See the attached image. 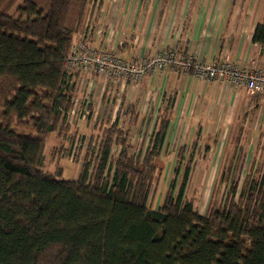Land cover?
Returning <instances> with one entry per match:
<instances>
[{"label": "trees", "instance_id": "1", "mask_svg": "<svg viewBox=\"0 0 264 264\" xmlns=\"http://www.w3.org/2000/svg\"><path fill=\"white\" fill-rule=\"evenodd\" d=\"M95 1L0 0V264H264V170L201 216L185 198L187 165L148 207L172 97L142 157L127 153L118 110L76 180L43 170L46 142L69 132L78 72L64 62ZM251 42L264 51V20ZM230 177L227 168L221 180Z\"/></svg>", "mask_w": 264, "mask_h": 264}, {"label": "crops", "instance_id": "2", "mask_svg": "<svg viewBox=\"0 0 264 264\" xmlns=\"http://www.w3.org/2000/svg\"><path fill=\"white\" fill-rule=\"evenodd\" d=\"M153 1L147 3L152 6H104L101 1L100 5L93 7L90 16L75 34L73 43L81 32L91 27L92 48L110 51L127 61L151 57L175 47L197 60L230 61L240 68L254 60L255 66L264 70V51L251 42L255 25L264 20V0H246L243 6H174L175 0ZM95 78L108 83L112 92L118 88V91L125 93L126 108L119 105L116 114L119 110L120 118L126 117L131 123L139 120L147 110L148 103L157 106L159 102L157 114L164 100L172 97L169 124L161 148L169 147L170 152H176L175 155L181 148L184 155L188 147L190 150L199 149L202 139H213L212 144L217 146L220 132L217 133L219 130L215 127L222 125L224 120L233 119L242 93L252 95V102L264 100V94H250L243 88H229L219 80L204 81L170 68L149 74L139 84L131 86L122 81H106L92 73L80 72L74 80L76 95L67 115L69 125L70 113L77 106L82 84L89 80V87L99 89L98 84L94 83ZM99 104L94 98L87 101L88 119H94L99 114ZM210 123L216 124L212 130H208ZM206 143L208 148L209 144Z\"/></svg>", "mask_w": 264, "mask_h": 264}, {"label": "rangeland", "instance_id": "3", "mask_svg": "<svg viewBox=\"0 0 264 264\" xmlns=\"http://www.w3.org/2000/svg\"><path fill=\"white\" fill-rule=\"evenodd\" d=\"M101 1L104 2V6H152L147 4L150 0H142V2L140 0H96L95 6ZM182 1L184 0H175L174 6H243L246 0H234L232 5V0H185L183 3ZM77 72L76 74L79 75L80 72ZM88 81L81 86L82 90L78 95L75 108L76 113L69 117L71 125H69L67 135L62 137L53 134L45 144L43 170L49 174L61 171L65 180L78 178L86 153L89 148L97 151V147L94 146L99 144L104 126H108L115 119L117 107L120 105V108H126L124 92L118 91V88L112 92L108 83L104 84L101 79L97 78L94 79V83L98 84L99 89H93L87 84ZM241 95V103L235 107L233 119L224 120L222 125L218 124L215 127L219 130L217 133L220 132L218 145L212 144L213 139L209 141L202 139L199 149L190 150L188 147L179 164L177 176L174 174L176 152H170L169 147L161 148V165H159L162 170L150 190L149 208L156 210L162 205L171 181L175 180L176 189L178 188L187 165L189 173L185 186V198L192 203L194 211L201 216L211 207H217L220 204L230 185L236 186V198L238 199L245 177L248 175L258 177L261 174L264 170V100L252 102V95L247 93ZM93 98L100 103L99 114L90 120L88 119L89 110L83 102L92 101ZM148 104L147 110L141 114L137 122H128L126 117H121L117 122L118 128L127 134L126 141L130 145L127 150L128 154L142 157L151 141L159 102L157 106L152 102ZM84 107H86L88 116L82 120L79 119L77 112ZM69 112L70 110L67 115ZM209 125L208 130L210 128L212 130L216 124L210 123ZM76 134L81 135L83 140L75 160L70 161L68 152ZM211 134L213 135L212 132ZM206 142L209 144L208 148ZM120 150V146L113 145L111 156L116 157ZM227 168L231 177L230 181L224 182L221 180V175L225 174Z\"/></svg>", "mask_w": 264, "mask_h": 264}, {"label": "built area", "instance_id": "4", "mask_svg": "<svg viewBox=\"0 0 264 264\" xmlns=\"http://www.w3.org/2000/svg\"><path fill=\"white\" fill-rule=\"evenodd\" d=\"M91 27L79 34L64 62L68 72L92 73L106 81H122L131 85L138 84L145 76L170 68L174 72L190 74L200 80H219L229 88H243L250 94H264V70L255 66L251 60L243 68L230 61L205 62L197 60L191 54L172 47L151 57H139L136 60H123L114 53L90 46ZM85 106L87 101L83 102ZM87 107V106H86ZM86 107L79 110V119L87 118ZM76 113L72 109L71 115ZM83 137L76 134L68 152L70 161H74L81 148Z\"/></svg>", "mask_w": 264, "mask_h": 264}]
</instances>
